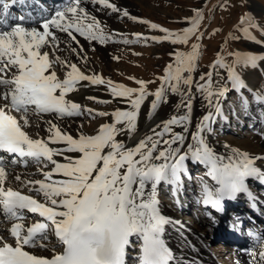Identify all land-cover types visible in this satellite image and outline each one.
<instances>
[{"label": "snow or ice", "instance_id": "6c2138e0", "mask_svg": "<svg viewBox=\"0 0 264 264\" xmlns=\"http://www.w3.org/2000/svg\"><path fill=\"white\" fill-rule=\"evenodd\" d=\"M23 2L0 0V17L3 18L0 24L7 23L10 7ZM83 2L69 0L62 10L56 11L54 18L39 25L42 31L37 27H26V18L23 16L14 18L19 22L10 28H0V152L31 158L36 162L47 160L55 166L52 171L43 173L44 180L26 182V185H39L35 191L43 195L42 203L4 187L6 170L4 160L0 158V215L13 221L8 232L14 241L9 243L0 236V264H126L132 237L140 242L138 264H169L172 254L161 236L165 225L170 224L171 220L161 214L159 186L163 183L172 186L174 193L179 191L181 174L186 172L184 162L191 158L193 162L207 166V175L219 185L213 194L204 184V204H211L221 211L222 200H234L237 194L244 193L255 207L256 198L248 190L245 181L251 177L264 183V172L254 166L256 159L264 158L250 157L247 153L233 149L225 162V157L217 156L207 144L203 133L211 131L210 124L214 122V117L221 114L219 99L213 104L212 97H225L228 92L227 86L215 92L211 90V73L208 74L209 84L201 86L200 90L206 93L205 98L209 106L215 108V112H209L202 118L197 132L192 135L195 143L190 144L183 154L181 148L185 136L174 132L173 126H182L187 131V115L173 116L162 126L157 125L161 131L152 129L153 135L140 139L135 146L129 147L123 141L116 140L117 135L125 131L134 133L136 130L140 105L148 94L143 81H137L139 89L122 85L113 87L111 81L107 82L114 96L131 98L137 94L135 99H130L134 110L112 113L114 123L102 125L96 135H80L79 139H74L62 134L52 121H47L48 140L33 139L24 130L31 127L30 115L54 114L58 119L79 116L82 114L81 105L66 99L67 95L77 90L80 81H89L92 85L105 83L99 76L82 74L76 64H69L58 56L50 59L49 52L42 51L49 46L59 47L60 38L52 29L66 33L74 41L76 37L73 30L89 41L99 40L103 43L109 38L103 34L99 21L81 7ZM90 2L112 12L121 11L109 0ZM122 14L129 15L127 11ZM200 19L202 13L197 11L196 20L191 22L193 27L184 29L183 35L170 33L156 24H150V28L166 33L163 39L173 44H187L198 29ZM84 20L90 22L84 24ZM197 49L198 46L193 45L190 54L176 53L175 69L172 65L168 66L165 80L177 82L172 86L174 93L179 92L181 80L185 85H191V78L183 77L182 74L194 70ZM218 63L228 68V81L232 88L245 87L232 67L224 65L222 61ZM57 66L65 70L63 79L55 70ZM162 91L155 93L158 100ZM253 97L258 105H264V94L253 93ZM242 106L247 111V99L242 98ZM152 107L156 108V104L153 103ZM86 111L91 113L92 110ZM13 113L18 114L19 119ZM97 115L105 116L107 113L100 112ZM117 124L125 127L117 128ZM166 134L170 136L169 139H164ZM60 142L67 147H49V143ZM64 152L79 153V157L74 160L65 157L68 163H58L53 159ZM53 174L63 178L52 180ZM20 179V176H16L17 181ZM25 210L38 214L42 219L26 226ZM49 233L56 237L62 251L57 252L53 247L50 257H42L27 250L47 249L48 244L45 242L49 239ZM259 261L264 264V251L259 253Z\"/></svg>", "mask_w": 264, "mask_h": 264}, {"label": "rangeland", "instance_id": "374dc122", "mask_svg": "<svg viewBox=\"0 0 264 264\" xmlns=\"http://www.w3.org/2000/svg\"><path fill=\"white\" fill-rule=\"evenodd\" d=\"M34 1L46 3L43 6L51 12L55 6L58 10H62L69 3V0ZM109 2L115 4L121 11L112 12L111 9L92 3L90 0H84L81 5L90 16H94L99 21L103 34L109 37L105 42L86 40L76 32L74 36L77 40L74 41L66 33L54 31L60 38L59 47L58 49L47 47L50 59L58 56L69 64H76L82 74L90 77L95 75L103 79L104 84L92 85L89 81L82 83L103 90L106 97L101 102L82 99L80 104L82 114L79 116L57 119L54 114L30 115L31 127L38 126L37 128L48 133L47 121L57 124L61 120L62 126L68 128L74 136L77 135L78 130H90L88 136H94L102 125L114 123L112 113L134 110L130 99H135L137 94L131 98L114 96L107 82L111 81L113 87L122 85L125 88L139 89L140 85L137 81H143L148 94L140 105L134 133L139 134L160 125L169 116L170 111L178 110L180 115L188 116L187 131L182 126L179 129V133L185 136L181 148L183 154L187 152L190 144L195 143L192 135L197 132L202 118L209 112H215V108L210 107L209 101L205 98L206 93L200 90L201 86L209 84L208 74L211 73V90L215 92L227 86L228 92L225 97H212L213 104L219 99L221 114L214 117V122L210 124L211 131L203 133L206 142L231 152L237 149L249 156L264 158V105H258L253 97V93L264 94V0H109ZM29 4L23 3V7ZM19 5L22 6L20 3L15 4L17 7H20ZM32 6L34 12L30 13V16L41 18L45 14L42 10L36 11L35 5ZM12 11L13 9L9 13H13ZM56 11L57 8L53 16L48 19L54 18ZM124 11L129 15L124 16L122 14ZM197 11L202 13V19L198 21L199 27L187 44H173L163 39L166 33L150 28V24H156L170 33L183 35L184 29L193 27L191 22L196 20ZM10 16L13 15L9 14L7 17L9 24H1V28L8 29L16 23L12 19L9 20ZM38 22L40 25L41 21ZM89 22L84 20L82 23ZM28 25L36 24L29 22ZM193 45L198 46L194 70L182 74L183 77L191 78V85H185L181 80L178 85L179 92L174 93L172 86L177 82L165 80L166 70L169 65L173 66V70L175 69L176 53L190 54L193 52ZM218 61L232 67L242 81L247 78L254 82L243 83L245 85L243 88H232L231 82L228 81V68L221 67ZM55 70L60 79L65 76L64 69L57 66ZM201 77L205 79L202 80ZM161 89H163L162 95L158 100L155 93ZM242 98L248 100L247 111L242 106ZM120 102L126 105L125 110L121 109ZM153 103L156 104V108L152 107ZM86 109H91V113ZM100 112L107 115H97ZM13 115L19 119L18 114L13 113ZM116 127L123 128L125 125L117 124ZM65 157L74 160L79 157V153L65 152L56 156L54 160L58 163H68ZM0 158L4 160L5 165H9L11 173L23 177L21 187L16 188L14 184L12 187L21 194L42 202L40 195L35 191L39 185H26V182L38 181L43 171L46 168L52 170L54 165L47 160L36 162L31 158L4 155L2 152ZM13 160L17 162L12 163ZM184 164L186 172L181 174L182 184L179 191L174 193L172 186L167 184L162 183L159 186V207L171 211V220H177L194 233L200 235L204 233L205 242L203 241V248L201 245L200 250L208 256L211 255L215 264H234L229 263L223 256L224 250H217L220 245L214 242L208 243L205 237V234L209 235L210 227L220 223V215H218L219 211H210L211 206L205 207L203 186L207 184L209 190L215 194L219 185L207 175L209 168L204 164L193 162L191 158ZM254 166L264 172V159H256ZM9 181L14 180L9 179ZM245 183L256 198L254 203L260 205L264 213V183L251 177L246 179ZM252 203L253 201L246 194L239 193L236 199H225L221 204L226 206L227 212L236 213L234 215L236 218L244 217L246 224L259 225L262 231L261 238L254 243L260 246L264 242V215H261L258 206L255 211L250 210ZM24 215L26 222H33L37 218L36 214L28 213L26 210ZM2 220H0V232L7 234L10 223ZM131 241L132 246L127 249L126 264H138L135 255L140 251V242L133 237ZM45 243L48 244L47 250L54 247L56 251H62L56 237L51 233ZM230 246L232 247L226 248L233 250L237 245L230 244ZM243 246L244 244H241V247L235 251L247 254L242 250ZM259 246L250 251L251 256H254L251 253L259 255L262 251L259 252ZM172 263L177 264L176 261Z\"/></svg>", "mask_w": 264, "mask_h": 264}, {"label": "bare ground", "instance_id": "6f19581e", "mask_svg": "<svg viewBox=\"0 0 264 264\" xmlns=\"http://www.w3.org/2000/svg\"><path fill=\"white\" fill-rule=\"evenodd\" d=\"M24 3H30V4L24 5V7L22 4V8L19 11V17L23 16L26 18V21H27L25 24L26 27H37L41 31H42V29L39 28V24H38L39 22L38 21H41L40 24H42L46 19L50 18L51 15L53 16L54 10L56 8L58 10V7L55 6V9L53 10V12H51V10L45 12V10H47V7L45 8L40 3L38 5L37 1H34V0H27ZM32 5L36 6L35 7L36 11L42 10L45 14L41 18H39V16H37V17L30 16V13L34 12L32 10L34 8ZM49 9H51V7H49ZM2 19L3 18L0 17V20H2ZM28 22H33L36 25L35 26L28 25ZM7 24H9L8 19H7ZM0 28H1V25H0ZM52 31L57 32L58 30L52 29ZM60 33H62V32H60ZM74 33H75V31L73 30V35H75ZM62 34H65V33H62ZM47 50H48L47 47L42 49V51H47ZM53 50L54 49L52 48V51ZM63 78H61V79H63ZM247 81L248 82H254L252 80L244 78L243 83L247 84ZM89 97L94 98V99H90L92 101L94 100L96 102L97 101L101 102L106 97V95L103 92V90H101L97 87L91 86V85H85L82 83V81H80L77 85V90L69 93L67 95L66 99H68L72 102L78 103L80 105L82 99H85V98L89 99ZM120 104L122 106L121 109L125 110L126 105L122 102H120ZM181 114H183V113H181ZM35 116H37V115H35ZM173 116L179 117L181 115L179 114L178 110L170 111L169 116L160 125L162 126V124L164 122L168 121ZM62 123H61V120H59L56 124L58 126V128L60 129L61 133L70 135L74 139H79L80 135L88 136L87 133L90 131V130H88V131L87 130H82V131L78 130L76 133L77 135L74 136L73 134H71V131H68V128H64L62 126ZM89 126L90 125L88 124V128H89ZM37 127L36 128L28 127V128H25L24 130L33 139H43V140L47 141L48 137H49V132L45 133L42 131L41 128H37ZM154 128L156 129V131H161V128H158L157 126ZM154 128H152V129H154ZM152 129H149V130L147 129V131H143L139 134L128 133L125 131L123 134L117 135L116 140L117 141H123L127 146L132 147V146H135L140 139H143L148 135H153ZM179 129H180V127L173 126L174 132L179 133ZM169 138H170V136L167 134L164 136V139H169ZM207 144L209 145V147L213 150V152L217 156L225 157V162H226V158L228 156L232 155L231 151L226 150L223 147H217L215 145L209 144L208 142H207ZM65 146H67V145L63 142L56 143V144L49 143V147L54 148V149H64ZM161 147H166V146L161 145ZM173 147H175V145H173ZM106 151H107V149H106ZM64 154H65V152H64ZM56 156H60V155H56ZM56 156H54L53 159H55ZM250 157H252V156H250ZM157 163H159V162H157ZM8 167H9V165H5L6 178H5V182H4V187L6 189L11 188L12 190L16 191L12 187V185L14 184L15 185L14 187H16V188L21 187V185H22L21 180H23V177L18 175L17 173H11ZM54 167L55 166H53V168ZM50 171H52V170H47V168H46V170L43 171V173L44 172H50ZM43 173L41 174V176H39L40 180L38 179V181H42L45 179ZM16 176H20L21 179L19 181H17ZM62 178L63 177L59 174H53V176H52V180H58V179H62ZM9 179L14 180L13 181L14 183L9 181ZM40 197H41L42 202H44L43 195H40ZM160 211H161L162 215H164L165 217H167L170 220L172 219V217L170 216V212H171L170 210L160 209ZM36 216H37L36 220L38 218L42 219L38 216V214H36ZM1 219L6 220L10 223V226H9V229H10L13 221L6 219L3 215H0V220ZM25 220H24V223L26 226H30L32 223L35 222V220L33 222H26ZM203 231L205 232V230H203ZM203 234L204 233H202V235H200L199 233L198 234L194 233L193 230L186 228L185 226H183L179 222H177V220L173 219V220H171L170 224L165 225L161 239L164 241L165 245L167 243V247L169 249L173 250L174 255H175V261L177 262V264H214L212 256L211 255L206 256L200 250V247L204 241ZM0 236H3L5 239H7L9 243H14V241L9 237V232L7 234L0 232ZM134 238H136V237H134ZM27 250L31 253H34L37 256L50 257L52 255V251L47 250V249L29 248ZM60 250H62V247ZM217 250H224V251H222V252H225V254L223 256L226 257V259L228 260L229 263H234V264H260L259 255H257V254L254 256H251L248 253L244 254L243 252H236L235 249H233V250L229 249L228 250L226 247H222V246L217 248ZM260 250L264 251V242H262V244L260 245ZM57 252H60V251H57Z\"/></svg>", "mask_w": 264, "mask_h": 264}]
</instances>
